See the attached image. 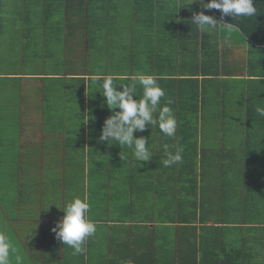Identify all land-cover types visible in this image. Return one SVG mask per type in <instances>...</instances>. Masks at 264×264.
<instances>
[{
	"label": "crops",
	"instance_id": "obj_1",
	"mask_svg": "<svg viewBox=\"0 0 264 264\" xmlns=\"http://www.w3.org/2000/svg\"><path fill=\"white\" fill-rule=\"evenodd\" d=\"M130 1L131 6H126L122 0H117L118 3L106 1L111 9H116L114 5L122 2V11L128 17L130 12L133 14V23L131 20H126L128 24L118 23L123 29H132L131 37L135 41L131 45L126 39L118 42L123 60L129 61V67L125 69V63L118 57L117 67L125 71L117 73L100 70L101 66L89 68V60L97 53L103 52L107 59L116 53L106 51L111 45L109 35L105 37L96 33L101 28V20L89 13L101 9L94 5L95 0L92 3L87 0L85 22L72 19L67 14L74 7L76 9L78 0L14 1L19 12L22 9L23 13L34 12L37 15L32 20L12 23L14 30H8L9 35L0 39L2 53L8 47L11 51L4 68L0 63V105H7L8 110L13 102L6 99L18 92L20 103L15 105L6 120L18 130L17 148L30 151L32 147L44 161L39 175L40 195L33 194L30 183L22 192L24 197L29 196L28 205L36 208V214L29 209L22 212L17 203L19 209L12 216L8 212L0 213V232L6 234L17 227L21 230L13 238L19 241V245L28 243L24 249L31 264H35L31 244L34 248L37 245L38 264H156L153 259L158 256L162 257L160 264H173V248L170 246L180 238L183 242L190 240L194 243V247L180 248L187 259L196 253L200 256L203 242L209 243L210 240L217 244L216 252L223 254L224 258L229 254L234 257L237 243L233 245L231 239L234 233L239 235L238 229H241L239 236L250 237L253 246L250 249L255 255L259 254L256 256L258 261L256 259L250 264H264V194L260 197L258 189L264 185V167L248 165L247 174L237 183L239 169L236 172L235 161L225 158L247 151L256 155L254 157L264 155V134L256 132L260 126L264 127V116L256 112L257 106L264 107V47L244 37L248 51L245 60L239 62L241 57L234 55L235 41L229 37L232 31L227 30V36L223 37L222 28L197 30L190 21L192 11L179 6L181 0L175 2L178 10L168 14L171 16L168 21L162 19L161 14H154L155 10L152 16L151 12L146 15L140 0ZM9 3L12 4L11 1ZM62 8L65 9L64 20L60 15ZM188 8L192 9V6ZM209 15L217 19L215 14L209 12ZM175 18L177 21L181 19L179 23ZM79 24L86 28L85 38L79 39H84L85 59L81 61L74 49L78 45L76 34ZM133 26L137 27L136 32ZM96 42L104 45L97 47ZM79 57L83 58V55ZM137 72L157 78L166 94L161 105L170 100L168 106L177 121L174 137L165 136L158 126H149L143 132L134 133L149 143L153 154L149 162L137 161L127 146L122 148L115 142L109 145L99 139L106 119L113 114L101 94L103 77L112 75L116 78L114 83L131 84ZM207 84L217 92L212 113L207 110L202 94ZM117 90L122 88L117 85ZM141 94L142 89L137 84V99ZM4 109L1 107L0 113ZM205 117L208 123L223 125L229 120L242 129L234 132L231 129L228 135L216 133L212 140L218 142L213 143L215 148L212 150L203 143ZM235 121L236 124L233 123ZM80 124L83 125L81 130L78 129ZM189 130L197 132L192 138L200 142L199 157L217 156L231 163L226 171L229 177L221 183L217 181L218 190L213 192L214 210L208 209L203 216L207 222L202 219L210 199L209 193L205 192V169L190 159L186 164L188 157L197 155L194 150L183 149L182 157L185 158L182 163L171 167L162 163L166 158L164 145L173 141L170 149L175 151L181 147L178 141L180 131L187 134ZM79 149L83 151L84 159L81 161L78 159ZM93 156L110 157V162L103 165L97 159L96 168L101 174H93L94 180H98L88 179V172L86 178L81 179L77 174L78 163L84 162L87 169ZM113 156L121 157L120 163L112 164ZM51 162L54 165L51 166ZM219 168L213 167L212 172ZM104 177L108 183L104 182ZM239 185L241 190L235 191L234 187ZM248 192L252 193L251 197ZM74 197L87 198L90 204L87 215L97 224L95 235L85 242L83 255H73L72 249L65 247L52 231L64 216V212L55 205L62 208ZM228 203L232 212L225 216ZM174 205L178 206L175 210ZM189 218L195 220L191 225L196 228L183 231L184 220ZM207 226L212 229L205 230ZM258 241L261 245L254 247ZM223 243L224 251L220 248ZM243 253L246 254L245 248Z\"/></svg>",
	"mask_w": 264,
	"mask_h": 264
},
{
	"label": "rangeland",
	"instance_id": "obj_2",
	"mask_svg": "<svg viewBox=\"0 0 264 264\" xmlns=\"http://www.w3.org/2000/svg\"><path fill=\"white\" fill-rule=\"evenodd\" d=\"M8 1L12 4H8ZM14 1L15 0H2V6L0 8V39H2L4 36H8L9 32L8 30L13 31V25L12 23L17 22L19 20H32L33 18L36 17V13L34 12H26L23 13L22 9L21 12H19V8L17 9L16 6H14ZM107 0H95L94 5L100 6L101 9H99V12H89L91 15H95L99 20H101V28H98L96 30V33H102L101 36H105L107 37L109 35L110 40H111V45L106 48V51H108L109 53H114L116 51L115 54L111 55V59H107L105 57V55L103 54V52H99L97 53L95 56H93V59H91V61L89 60V68H95V67H100L101 69H105L106 71H111V72H116L117 71H123L124 68H119L117 67L118 65V57H120L124 63H125V69H128L129 67V61L128 60H123V54H121L120 52V47L118 42L121 41L122 39H126V41H128V45H131L134 43L135 40L132 39V34H131V28H125L123 29L119 24H128V22L126 20H131L133 18V14L132 12H130V17H128V15L122 11V2L120 5H114V8H109L107 6ZM124 4H126V6H131V1L130 0H122ZM164 3H155L152 2L153 7L152 9L155 10L154 14H160L164 16L165 13L167 14H173V11L178 10V5H175L176 0H171V2H165L166 0H163ZM190 3V5L196 9L195 6H197V10H200V5L199 3H192L193 0H186ZM36 2V1H35ZM79 4L77 5L76 9H72L71 12L68 11V16L72 19H76L77 21H81V22H85L86 18H87V12L86 9L87 7L84 5V3L80 4V0H78ZM109 2H112V0H109ZM150 2V1H149ZM115 3H118L117 0H115ZM192 3V4H191ZM104 6V8H103ZM112 6V4L110 5ZM125 6V5H124ZM162 7V8H160ZM169 8V11L166 12V9ZM120 9V10H119ZM144 11H146V9H143ZM120 11V12H119ZM64 12L65 9L62 8V13L60 14L62 16V20H64ZM119 12V13H118ZM129 12V8L127 7V13ZM175 12V13H176ZM180 12V11H178ZM33 13V15H31ZM212 14H214L212 11L210 12ZM180 14V13H179ZM205 14L209 15V12H206ZM162 16V17H163ZM193 16V12H190V17ZM74 17V18H73ZM148 19V18H147ZM175 20L177 21V19L175 18ZM179 20H181L180 18L178 19V23ZM132 21V20H131ZM144 21H148V20H144ZM176 22V23H177ZM119 23V24H118ZM133 23V21H132ZM175 23V24H176ZM139 26V25H138ZM143 27V26H142ZM161 28V26H160ZM137 27L133 26V31L136 32ZM149 30V29H147ZM74 29H71V32H73ZM78 34V45L76 49V52L78 53V58L79 61L85 59V52H84V44L83 41L84 39H82L81 41L79 40L82 36L86 35V28L85 25H80L78 26L77 29ZM227 29L223 28V37H226L227 34ZM106 33V34H104ZM62 37V35H60ZM73 36V34H72ZM230 38H232L235 41V46H234V55L238 56L240 58V61L245 60V55L247 53V40H244V36L241 34V32L238 30H233L230 35ZM106 38H104V41ZM130 41V43H129ZM97 47H101L104 45V43L99 44L96 42ZM233 46V43H232ZM231 47V46H229ZM74 50H72L71 48V55H73ZM11 54L10 51V47H8L7 50H5V52L2 53V47L0 46V63L2 68H4L6 59L9 57V55ZM83 55L82 57H79ZM100 55V56H98ZM91 62V63H90ZM81 67V66H79ZM90 70V69H89ZM125 71V70H124ZM203 90V97L205 99V106L207 107V110L212 113V109L216 106H214V101L215 98H217V92L216 90H213L211 88L210 84H207ZM6 100H10L11 102H13L11 104V107L6 110L7 105H0V109L1 107L5 109L2 111L3 113H0V213H9L10 216H12V214H15L16 211H18L19 209V205L21 207L22 212L26 211L27 209H29V211L33 212L36 214V208L34 209L33 205H28V201L29 199L27 197H24L22 195V192L24 191L25 187L28 185V183H30L33 194L35 195H40L39 192L41 190V186H40V182H39V175L41 174V171L43 169L42 167V162L44 161V158L41 155H37L35 154V149H31L32 147H30V151H21L20 148H17V136L19 133L18 130H15V126L13 125V123L11 121L6 120V117H9V115L12 113L15 105L18 104V102L20 103L21 100V96H19L18 92L16 91L14 97H10L9 99ZM6 103V101H5ZM13 105V106H12ZM238 115H236L234 118L236 119ZM204 140L203 143L207 144L208 148H211L212 150L215 148V144L213 143H217L218 141H214L212 140V137L216 134V133H221L224 132L223 135H228L229 132L232 131H237L242 129L239 125H232L231 122H229V120H227L228 123L226 124H217V123H208L206 121V117L204 118ZM219 118H216V120ZM231 120V119H230ZM232 121V120H231ZM236 124V121L233 122ZM259 127V126H258ZM83 128V125L80 124L78 125V129L81 130ZM49 129V127H48ZM257 133H261L262 135L264 134V127H259V130L256 131ZM136 137L138 135H135ZM188 136H192L188 135ZM179 141V140H178ZM228 141V140H226ZM158 144L161 143V141H157ZM195 142V141H193ZM197 142V141H196ZM15 143V144H14ZM173 143V141L171 142ZM171 143H168L167 145L170 146ZM184 145V144H183ZM182 145V148L184 147ZM176 145L173 144V147H175ZM127 152V150H126ZM78 159L79 161H81V159H84L83 155L81 153H83V151H81L80 149L78 150ZM240 155H235L232 157H227L228 159L231 160V162L235 161L236 164H238V159H239ZM48 157V156H47ZM47 157H45L47 159ZM54 157V156H53ZM217 157V156H216ZM91 159H89V167H87V169H85L84 167V162L82 163H78V176L81 175V179L82 178H86L87 172H88V179L89 177L91 178V180H94V174L93 173H100L101 171L98 170V161L97 159L100 160V164H108V162H110L109 158L107 156L104 157H90ZM185 158V157H183ZM197 157H193V155H191L189 157V159L191 161H194L197 164H200V161L196 159ZM55 159L52 158V162ZM96 159V160H95ZM120 159L121 157H116L113 156L112 161L114 163L112 164H117L120 163ZM189 159L186 161H189ZM196 159V161H195ZM216 160V159H215ZM51 162V166L54 165ZM95 163V164H94ZM185 163V162H184ZM175 165V164H174ZM231 165L230 162H226L224 160H221L220 157H217L216 163L213 165L214 167H219V166H225V169L229 168ZM47 167V166H46ZM97 167V168H96ZM199 168V167H198ZM86 170V171H85ZM175 171L177 169H174ZM47 171V168H46ZM85 175V176H84ZM204 175L206 178V191L207 193H209L210 195V199L207 201V205L205 206V211H207L208 209H210L211 211L214 210V202H213V192L215 190V192L218 190V186L219 184L217 183V181L219 183H221L222 181H224L225 179H227L229 177V173L225 172L223 173L222 170L219 168L218 171L216 172H212L211 169L207 170V173L204 171ZM80 178H78L79 181H81ZM98 180L97 178L94 180L96 181ZM104 182L108 183V180L104 177L103 178ZM241 182V179L238 178L237 183ZM231 185V181L229 183ZM79 186V185H78ZM77 186V187H78ZM242 186H236L234 187L235 191H239L241 190ZM228 190H230V188H228ZM32 194V196H33ZM20 198L22 199V202L20 201ZM27 200V201H26ZM21 202V204L19 203ZM19 205H18V204ZM227 204V203H226ZM217 206H219V204L217 203ZM228 208H226V211L224 212V215L227 216V212L230 215L231 214V208H230V204L228 203ZM177 205H174V210L175 208H177ZM191 207H192V203H191ZM175 212V211H174ZM21 230L17 228H12L9 230V232H7V236L9 237L10 241L12 242L13 246L16 248V253L13 254L11 256V264H16V259L15 257L18 255L22 258V264H31L32 261H30L27 256H26V251L24 248L27 249V244H20L19 245V241H17L16 239H14V235L16 232H20ZM31 248H33L34 250L32 251V254L34 256V263H36V261H38L39 258V252H38V248L37 245H35V248L32 247V244L30 245Z\"/></svg>",
	"mask_w": 264,
	"mask_h": 264
},
{
	"label": "clouds",
	"instance_id": "obj_3",
	"mask_svg": "<svg viewBox=\"0 0 264 264\" xmlns=\"http://www.w3.org/2000/svg\"><path fill=\"white\" fill-rule=\"evenodd\" d=\"M199 3L202 9L193 12L190 20L197 30L205 29H227L228 31L238 30V27L230 23H222L212 15L205 14L212 10H218L222 17L231 16L234 18L253 17L257 14V7L253 0H193L192 3ZM191 3V4H192ZM116 78L106 75L102 80V96L104 103L112 111V115L106 119L99 139L107 141L109 145L127 146L132 149L135 159L139 162H149L153 158L149 150V143L144 137L137 138L134 133L143 132L147 127L158 126L159 130L167 137H174L177 129V121L173 110L167 101L161 105V99L165 97V91L157 82L154 75L144 72H137L132 77L131 84L114 83ZM142 89V94L137 99L136 85ZM119 85L122 90H117ZM118 109V111H117ZM256 112L264 116V107L257 106ZM183 148L178 147L175 151L169 145H164L165 159L162 163L165 167L182 163ZM55 205V204H54ZM64 212V216L52 229L56 238L65 247L72 249L73 255H83L86 251L84 245L89 237L95 235L97 224L91 220L87 213L90 204L87 198L74 197L62 208L55 205ZM16 253L9 237L0 232V264H11V256ZM16 264H22V258L16 256ZM131 264V262H129Z\"/></svg>",
	"mask_w": 264,
	"mask_h": 264
},
{
	"label": "trees",
	"instance_id": "obj_4",
	"mask_svg": "<svg viewBox=\"0 0 264 264\" xmlns=\"http://www.w3.org/2000/svg\"><path fill=\"white\" fill-rule=\"evenodd\" d=\"M141 1V8L146 9V11L143 10V12L147 15L148 12H151V16L153 14L154 9H152L153 5L152 2H155L157 4L159 3H164L163 0H140ZM144 1V3H143ZM150 1V2H149ZM179 0H176V3ZM90 2L92 3V0H90ZM165 2H171V0H166ZM181 4L179 5L181 8L183 6V10H191L192 12H198L197 10V6L196 9L192 7V9H194V11L192 9H189L188 6L190 5V3L186 0H181ZM205 2H208V0H205ZM254 5L257 7V14L253 17H241V18H234L231 16H226V17H222L220 11L218 10H212L215 14V16H217L218 20H221L222 23H230L233 24L235 26L238 27L239 31L241 32V34L248 40L254 42L255 44L264 47V0H253ZM84 3V5L87 3V0H80V4ZM186 3V4H185ZM87 6V5H85ZM162 8V7H160ZM169 11V8L166 9V12ZM161 14V13H160ZM165 17H162V19H166V21H168V19H171V14L168 15L167 13L164 14ZM144 16V15H143ZM163 16V15H162ZM223 29V28H222ZM183 30V29H182ZM192 33V32H191ZM194 36V35H193ZM191 126V125H189ZM193 127V126H191ZM185 131V130H184ZM187 134H183V131H180V145L182 147V145L184 146L183 149H188V151L190 152L191 150H194L195 153V157H197L196 159L200 161V166H202L203 169L206 170H213V165L216 163L217 157H212V156H208V155H203L199 157L198 154V148H199V144L200 142L197 140V138H192L194 135H197V132H194V130H189L188 132H186ZM193 135V136H187V135ZM182 137V138H181ZM195 141V142H193ZM197 141V142H196ZM206 141V140H205ZM250 141H248L249 143ZM205 146V144H204ZM195 148V149H193ZM184 152V151H183ZM183 154V153H182ZM187 154V153H186ZM192 154V153H191ZM256 155H250V153L247 151L245 154H242L239 156L238 159V164H236L235 162L233 163V166L236 167V172L237 169H239V173H238V178H242V176L247 174L248 171V165H253V164H258L259 166L264 167V155L263 154H259L258 157H254ZM227 158V157H225ZM189 159V157H188ZM195 159V161H196ZM216 159V160H215ZM224 160V159H223ZM225 161V160H224ZM256 161V162H255ZM226 162H229L228 160ZM255 162V163H254ZM197 163V161H196ZM220 169L225 173L227 171V169H225V167H221ZM229 173V172H227ZM261 175V174H260ZM264 184V183H262ZM259 189V196L261 197L264 194V185H261L260 187H258ZM205 192L207 193L206 189ZM249 193V197L252 196L251 192ZM206 211L204 212V214L202 215V219L204 222H207V219H205L203 216L206 215ZM193 220L192 218H189L188 220H184L183 224V231H189V230H194L196 227H192L191 224H193ZM188 226L190 227L188 229ZM204 226V225H203ZM205 229V227H203ZM212 227H206L205 230H211ZM238 229V228H237ZM240 231L241 229H238L239 235H240ZM238 234L234 233L232 235V243L233 245L236 244V254L234 255V257L229 254L228 257L224 258L223 254L220 255V253H217V244L212 242V240L209 241V243H205L203 242V250H202V254L199 256L197 255V253L194 255L193 258H188L187 259V255H185V253L182 254V250H180V248H182L184 250L187 249L188 245L191 247H194V243H192L190 240H187L186 242H183L184 240H182V238H180L179 241H176L171 244L170 248H173V258H172V263L173 264H250V262L254 261L257 259V255L250 249V247H253L251 244V239L249 237V239H245L240 237ZM189 241V242H188ZM214 241V240H213ZM261 241H258V243H255V246H259L261 245L260 243ZM160 244V243H159ZM164 246V245H163ZM165 251V246L162 247ZM207 248V249H206ZM220 248L222 251H224L225 245L224 243L220 245ZM245 248L246 254L243 253V250ZM226 251V250H225ZM161 254V253H159ZM157 254V255H159ZM245 255V257H244ZM244 258V262H243V258ZM162 257H154L153 261L156 264H160ZM258 261V259H257ZM171 263V262H170ZM169 262H164L163 264H170ZM254 263V262H253ZM129 264V262H128Z\"/></svg>",
	"mask_w": 264,
	"mask_h": 264
}]
</instances>
